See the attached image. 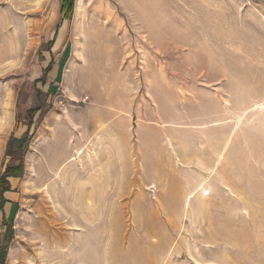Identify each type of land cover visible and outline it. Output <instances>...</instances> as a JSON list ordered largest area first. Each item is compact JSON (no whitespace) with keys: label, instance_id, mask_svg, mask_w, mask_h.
<instances>
[{"label":"rangeland","instance_id":"1","mask_svg":"<svg viewBox=\"0 0 264 264\" xmlns=\"http://www.w3.org/2000/svg\"><path fill=\"white\" fill-rule=\"evenodd\" d=\"M0 49V264H264V0H0Z\"/></svg>","mask_w":264,"mask_h":264},{"label":"bare ground","instance_id":"2","mask_svg":"<svg viewBox=\"0 0 264 264\" xmlns=\"http://www.w3.org/2000/svg\"><path fill=\"white\" fill-rule=\"evenodd\" d=\"M124 1V0H123ZM131 3H133V2H131ZM130 5V4H129ZM136 6V5H135ZM98 7V6H97ZM131 8V7H130ZM103 13L105 14V18H109L110 17V15H112L111 14V7L107 4V3H104V5H103ZM141 10V9H140ZM139 10V11H140ZM97 11V10H96ZM133 12V11H132ZM143 12V11H142ZM134 13V12H133ZM145 14V13H144ZM114 15H115V13H114ZM134 15V14H133ZM139 17V16H138ZM145 20H147L146 18H144ZM132 20V19H131ZM140 20V19H139ZM141 21V20H140ZM104 24V23H103ZM142 24H145V23H143L142 22ZM142 24H140L141 26H142ZM149 24H150V22H149ZM150 26V25H149ZM116 28V27H115ZM145 29V28H144ZM143 29V30H144ZM105 30V29H104ZM141 30H142V28H141ZM140 31V30H139ZM152 33V32H151ZM147 34H149V33H147ZM109 35V34H108ZM106 37V36H105ZM94 38V37H93ZM96 42V41H95ZM3 52L4 51H2V49H0V57L2 56V54H3ZM5 54V53H4ZM85 56V55H84ZM84 56H83V54H82V57L84 58ZM79 58H80V56H79ZM6 99H7V97H6ZM9 103H10V101H9ZM2 104V103H1ZM3 105V104H2ZM1 107V106H0ZM2 109V108H1ZM5 110V109H4ZM6 111V110H5ZM103 117H105V116H103ZM106 118V117H105ZM4 123V122H3ZM70 153V154H69ZM83 153V150H79V149H76L75 147H71L70 146V151L68 152V156L66 155V157L65 158H70V160H72V161H75V160H77L76 159V157L78 156L79 157V155L80 154H82ZM65 156V155H64ZM75 156V157H74ZM63 157H62V155L59 157V158H57V156H55L54 157V164L56 163V165L59 163V162H61V161H63ZM48 163V162H47ZM47 169V168H46ZM48 169H50V170H52L53 168H52V166L51 165H49V168ZM92 170H93V167L91 168ZM90 169V170H91ZM38 171V170H37ZM91 172V171H90ZM38 173V172H37ZM57 173V172H56ZM39 174H40V172H39ZM45 174L46 175H50L51 173H50V171H48L47 173L45 172ZM43 175V174H42ZM57 175H58V173H57ZM62 175H64V174H62L61 173V176ZM55 176V175H54ZM56 177V176H55ZM54 177V178H55ZM59 177H60V173H59ZM57 178V177H56ZM55 178V179H56ZM59 179V178H58ZM58 179H57V181H58ZM61 179H63V176L60 178V180ZM55 181V180H54ZM56 181V182H57ZM67 182V181H66ZM57 183H60V181L59 182H57ZM62 183V182H61ZM68 183V182H67ZM69 184V183H68ZM67 184V185H68ZM89 184V185H88ZM65 185V184H64ZM89 188V189H88ZM94 187H93V183L92 182H86V183H82V185L81 184H79V185H76V186H64V187H62V189H63V192H64V195H65V198H67V197H71V198H76L77 200H78V204H84V202H85V204H86V207L87 208H90V207H92L94 204H93V200L92 199H94L95 198V190L93 189ZM46 189H48V188H46ZM95 189H96V187H95ZM48 191V190H47ZM44 193H45V191H44ZM108 194L106 193V196H107ZM121 195V194H120ZM46 196H47V194H46ZM191 194L190 195H188L187 196V200L189 201V199L191 198ZM62 198V197H61ZM97 198V197H96ZM121 198V197H120ZM75 199V200H76ZM157 199V198H156ZM155 199V200H156ZM95 200V199H94ZM95 202V201H94ZM97 202V201H96ZM102 203V202H101ZM123 205V204H122ZM95 207L97 206V205H94ZM92 208H94V207H92ZM91 208V209H92ZM95 209V208H94ZM94 211V210H93ZM117 211V210H116ZM88 212H90V211H88ZM115 212V211H114ZM93 214H95V213H93ZM120 214V213H119ZM114 215V214H113ZM121 217V216H120ZM35 219L34 220H32V228H31V230L30 231H32V233H34L35 234V236H36V238L38 239L39 238V241L41 240V242L43 243V246L44 245H46V246H50V247H56V245L58 246V245H60L61 244V242H62V240H61V238L59 237V235H56V233H55V231L58 229V228H56L55 226H56V224L57 223H54V221L52 220V217L50 218V217H48V216H46L45 215V213L43 212V211H41V210H39V214H38V216L37 217H34ZM60 222V221H59ZM60 224V223H59ZM58 225V224H57ZM64 225V223H62V226ZM59 226V225H58ZM29 231V232H30ZM58 231V230H57ZM33 237V236H32ZM35 238V237H34ZM33 239V238H32ZM33 240H36V239H33ZM29 241V240H28ZM30 241H32V240H30ZM25 242V241H24ZM26 243V242H25ZM28 243V242H27ZM24 244V243H23ZM30 244V243H29ZM25 245V244H24ZM32 245V244H31ZM34 246V245H33ZM27 249V248H26ZM31 249V248H30ZM28 251V250H27ZM26 251V252H27ZM24 252H25V250H24ZM20 253H22V252H20ZM24 255H25V253H23ZM22 254V255H23ZM20 256V255H19ZM36 257V256H35Z\"/></svg>","mask_w":264,"mask_h":264},{"label":"trees","instance_id":"3","mask_svg":"<svg viewBox=\"0 0 264 264\" xmlns=\"http://www.w3.org/2000/svg\"><path fill=\"white\" fill-rule=\"evenodd\" d=\"M59 1H60V9L62 13H65V12L67 13L71 8V0H59ZM67 1L69 3H67ZM24 143H25V140H24ZM22 146H23V140L20 139L18 143L19 152H22L20 151L22 150ZM20 172H21V165L19 163L16 165H13L12 163H10L6 167L4 174L1 176V179H0V206L5 202L2 193L5 190L9 189L6 178L10 176L17 177L20 175Z\"/></svg>","mask_w":264,"mask_h":264}]
</instances>
